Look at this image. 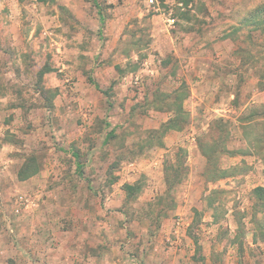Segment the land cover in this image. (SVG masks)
<instances>
[{"label":"rangeland","instance_id":"rangeland-1","mask_svg":"<svg viewBox=\"0 0 264 264\" xmlns=\"http://www.w3.org/2000/svg\"><path fill=\"white\" fill-rule=\"evenodd\" d=\"M263 4L0 3V211L12 236L26 245L33 239L32 251L64 264L59 254L75 248L77 226L82 238L98 235L107 205L114 227L128 223L123 235L132 243L142 235L163 246L164 225L189 206L186 234L198 240L213 187L222 191L215 233L230 239L232 218L241 222L233 241H241L247 218L264 241V211L251 191L264 183V164L233 155L249 148L236 137L233 112L214 110L219 96L197 97L206 62L226 76L254 65L264 85V14L253 12ZM225 173L233 177L217 180ZM250 249L264 257V244Z\"/></svg>","mask_w":264,"mask_h":264},{"label":"crops","instance_id":"crops-1","mask_svg":"<svg viewBox=\"0 0 264 264\" xmlns=\"http://www.w3.org/2000/svg\"><path fill=\"white\" fill-rule=\"evenodd\" d=\"M5 2L6 0H0L1 5H5ZM234 62H237L236 66H239L241 60H234ZM226 63L227 61H223L220 66L222 68L229 67ZM204 66V76L202 75V79L198 83L199 88H201L197 95L198 100H209L212 94L219 96L220 101L216 103L214 110L221 112V116L233 112L232 116L238 122L234 125L236 137H241L242 142L249 148L248 152H243V150H240L241 148L236 147L238 149L235 150L233 155L240 157L242 161L244 159L248 160L250 157L249 164L252 166L257 163L264 164V85H261L263 82L262 77L257 73L254 65L250 64L241 70L242 73L239 69L233 72L231 76L221 73L218 67L213 66L212 62H206ZM215 69H217V72ZM225 83L231 87L229 92H225L226 85L222 88ZM257 108H260L263 113L260 115L255 113L254 110ZM258 126L261 127L255 129ZM172 129L180 128L174 127ZM248 132L259 133V136H249ZM195 144L198 147L197 142ZM231 177L233 176L225 173L216 179L223 181ZM258 186L264 187L263 181L254 185L253 190L250 189L255 202L258 201V198L254 194V189ZM237 190L238 196L241 197L246 188ZM228 192L230 193V191ZM220 194H222V191L213 189V187L209 188L205 194L209 213L206 212L204 216L203 222L206 223V226L202 227V236L198 240L186 234L185 227L192 220L190 216L192 210L189 206H180L175 210L177 218L182 220L180 229L174 230L175 220L168 219V223L164 225L162 238H165L169 245L165 244L163 246L162 243L160 244V238L149 242L150 239L144 238L142 235L135 240V243H132L134 242L133 238H130L127 234L123 235L124 227H127L128 223L125 222L122 226L114 227L110 216L107 215V211L105 212L109 207L107 205L103 213L105 219L98 222V228L101 230L99 234L97 235L94 232L82 238L80 237V227L77 226L78 229L75 228L77 237L72 242L75 248L68 251L64 250L62 255L59 254L60 261H63L64 264H264V257L258 259L250 251V248L264 244L262 239L254 236V225L250 219H243L242 224L247 228V232L241 241H233L241 222H236L235 219L232 221V218L226 221L228 227L232 229L230 239L215 233L222 222L216 219V212L221 209L216 196ZM261 207L264 211V199ZM241 210L244 212L245 208ZM233 211L235 209L232 208L230 213ZM231 215L234 214L231 213L228 217ZM84 226H87V224ZM117 233H120V236H117ZM32 242L33 239L30 240V244L26 245L20 241L18 236H12V221L6 219L5 213L3 216L0 211V261H3V264H50V260H53L55 256L40 255L35 250L32 251ZM162 242H164L163 239ZM216 243L217 246H215ZM146 244H150L148 250L145 249ZM69 245L67 246L69 247ZM197 248L199 251L204 250L201 252L202 254L197 251ZM12 258H14V261ZM39 258L41 261H38Z\"/></svg>","mask_w":264,"mask_h":264},{"label":"trees","instance_id":"trees-1","mask_svg":"<svg viewBox=\"0 0 264 264\" xmlns=\"http://www.w3.org/2000/svg\"><path fill=\"white\" fill-rule=\"evenodd\" d=\"M255 14H264V4L263 5H260V6H258V7H256L255 8V10L253 11ZM173 122H174V126L172 127V128H174V127H178V126H180L179 124H178V122H177V120H176V122L173 120V119H171L170 121H169V126L171 125V124H173ZM178 128H180V127H178ZM22 172V171H21ZM135 185H131V184H128L127 185V187H131L132 189H136V188H138L139 189V187H134ZM254 194L256 195V197L258 198V200H260L261 202H259L258 201V203H259V205L261 206V203H262V200L264 199V187H262V186H258V187H256L255 189H254Z\"/></svg>","mask_w":264,"mask_h":264},{"label":"built area","instance_id":"built-area-1","mask_svg":"<svg viewBox=\"0 0 264 264\" xmlns=\"http://www.w3.org/2000/svg\"><path fill=\"white\" fill-rule=\"evenodd\" d=\"M147 2H148L149 5H153V4H155L156 0H147ZM170 20H171V22H174L173 18L170 19ZM181 227H182V220L180 218L175 219V221H174V230L175 229H180Z\"/></svg>","mask_w":264,"mask_h":264}]
</instances>
